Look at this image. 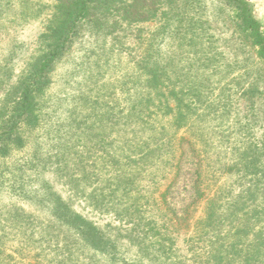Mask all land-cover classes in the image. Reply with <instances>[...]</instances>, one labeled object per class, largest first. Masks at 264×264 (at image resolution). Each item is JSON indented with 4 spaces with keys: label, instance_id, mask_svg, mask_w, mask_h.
I'll list each match as a JSON object with an SVG mask.
<instances>
[{
    "label": "rangeland",
    "instance_id": "rangeland-1",
    "mask_svg": "<svg viewBox=\"0 0 264 264\" xmlns=\"http://www.w3.org/2000/svg\"><path fill=\"white\" fill-rule=\"evenodd\" d=\"M57 12L0 0V264H264V62L235 7Z\"/></svg>",
    "mask_w": 264,
    "mask_h": 264
},
{
    "label": "trees",
    "instance_id": "trees-1",
    "mask_svg": "<svg viewBox=\"0 0 264 264\" xmlns=\"http://www.w3.org/2000/svg\"><path fill=\"white\" fill-rule=\"evenodd\" d=\"M93 0H56L57 2V19L58 29L57 34L69 33L70 30L76 25L77 21L85 18L89 10V4ZM156 2L157 0H150ZM232 4L238 13L239 22L245 30H247L253 40L254 46L257 47L259 57L264 62V35L261 30V25L259 22L252 16L249 4L245 0H227ZM56 55V51L52 50L49 52L48 56L45 57L43 61V66L45 67L51 63ZM29 94L27 89L22 93L21 98L19 99L18 110H14L16 119L23 114V109L27 104Z\"/></svg>",
    "mask_w": 264,
    "mask_h": 264
}]
</instances>
